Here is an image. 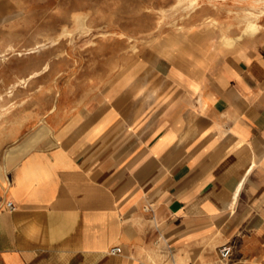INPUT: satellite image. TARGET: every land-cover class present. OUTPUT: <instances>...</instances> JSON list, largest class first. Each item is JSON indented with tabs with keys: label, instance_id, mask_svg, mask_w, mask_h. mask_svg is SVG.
<instances>
[{
	"label": "crops",
	"instance_id": "obj_1",
	"mask_svg": "<svg viewBox=\"0 0 264 264\" xmlns=\"http://www.w3.org/2000/svg\"><path fill=\"white\" fill-rule=\"evenodd\" d=\"M204 40L112 78L77 53L18 76L37 71L0 118V264H219L224 243L264 264V54Z\"/></svg>",
	"mask_w": 264,
	"mask_h": 264
},
{
	"label": "rangeland",
	"instance_id": "obj_2",
	"mask_svg": "<svg viewBox=\"0 0 264 264\" xmlns=\"http://www.w3.org/2000/svg\"><path fill=\"white\" fill-rule=\"evenodd\" d=\"M165 38L220 39L225 51L249 43L264 54V0H0V118L31 96L25 92L36 71L18 76L44 60L54 59L45 64L46 80L73 53L88 55L86 64L99 70L107 65L112 78L139 55L161 54L153 44Z\"/></svg>",
	"mask_w": 264,
	"mask_h": 264
},
{
	"label": "built area",
	"instance_id": "obj_3",
	"mask_svg": "<svg viewBox=\"0 0 264 264\" xmlns=\"http://www.w3.org/2000/svg\"><path fill=\"white\" fill-rule=\"evenodd\" d=\"M8 206L11 209L15 208V203L12 200L8 201ZM112 251H121L122 250V246L121 245H115L111 248ZM232 252V245L230 243H224L220 246L219 249V254H220V258H219V264H228V259L229 256ZM170 264H178L176 261H173Z\"/></svg>",
	"mask_w": 264,
	"mask_h": 264
},
{
	"label": "bare ground",
	"instance_id": "obj_4",
	"mask_svg": "<svg viewBox=\"0 0 264 264\" xmlns=\"http://www.w3.org/2000/svg\"><path fill=\"white\" fill-rule=\"evenodd\" d=\"M218 42H220V39H219V41ZM217 42V43H218ZM40 46V44L38 43V42H36L35 44H33V45H31L30 46V48H29V51H37L38 50V47ZM222 51H225V47L223 46V49H222V47H219ZM36 73H37V71H36ZM33 74H31V76H32ZM238 194V193H237Z\"/></svg>",
	"mask_w": 264,
	"mask_h": 264
}]
</instances>
